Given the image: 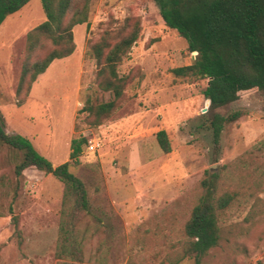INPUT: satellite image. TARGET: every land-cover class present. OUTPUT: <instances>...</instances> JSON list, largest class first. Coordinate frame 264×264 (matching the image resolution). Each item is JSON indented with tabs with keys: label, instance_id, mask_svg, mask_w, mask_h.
Returning <instances> with one entry per match:
<instances>
[{
	"label": "rangeland",
	"instance_id": "374dc122",
	"mask_svg": "<svg viewBox=\"0 0 264 264\" xmlns=\"http://www.w3.org/2000/svg\"><path fill=\"white\" fill-rule=\"evenodd\" d=\"M127 18L138 21V37L116 70L130 80L114 113L92 126L78 111L86 100L106 102L109 94L96 86L89 47ZM44 19L40 0H31L0 26V115L7 133L27 138L53 166L68 161L73 138L99 144L94 152L83 147L79 157L89 172L91 220L103 225L85 236L83 264L99 258L163 264L184 241L183 225L207 170L219 176L220 190L237 198L219 219L222 243L202 264H264V99L251 95L211 110L202 95L206 80L173 75L192 55L151 0H90L86 22L72 28V54L51 62L17 96L26 33ZM236 110L246 115L223 129L215 148L207 119ZM161 130L168 155L156 144ZM17 159L0 151V264H71L58 256L67 245L60 230L63 184L34 168L16 177Z\"/></svg>",
	"mask_w": 264,
	"mask_h": 264
},
{
	"label": "trees",
	"instance_id": "16d2710c",
	"mask_svg": "<svg viewBox=\"0 0 264 264\" xmlns=\"http://www.w3.org/2000/svg\"><path fill=\"white\" fill-rule=\"evenodd\" d=\"M30 1L0 0V26L7 16L18 12ZM89 1L40 0L45 19L26 33L17 96L28 91L51 62L72 54V28L86 22ZM151 1L157 6L163 24L186 41L187 50L192 55L189 65L172 69L173 75L192 81L206 80L202 95L211 110L251 95H260L264 99V0ZM138 32V21L127 18L118 29L103 31L89 47L96 66V86L109 94L106 102L86 100L78 111L92 126L108 119L124 96L130 77L119 75L116 69L135 43ZM245 115V112L236 110L226 115L213 113L207 119L206 126L211 131L215 148H218L223 129ZM155 140L164 155L171 152L163 130L155 134ZM87 142L83 135L73 138L68 161L53 166L27 138L7 133L0 115V151L6 148L18 158L14 175L20 177L25 169L34 168L63 184L60 230L67 245H61L58 256L64 255L71 264L84 263L82 244L85 236L103 229L100 220H91L89 172L79 161ZM78 166L81 168H78L79 173L71 171L72 167ZM199 190V198L183 225L184 241L178 248L173 247L163 264H179L184 259H190L192 264H202L224 239L219 219L236 201L237 193L220 190L219 176L210 170L205 171ZM95 262L106 263L100 258Z\"/></svg>",
	"mask_w": 264,
	"mask_h": 264
},
{
	"label": "built area",
	"instance_id": "2783aa9c",
	"mask_svg": "<svg viewBox=\"0 0 264 264\" xmlns=\"http://www.w3.org/2000/svg\"><path fill=\"white\" fill-rule=\"evenodd\" d=\"M99 144L95 140H89L86 145V151L87 152H94Z\"/></svg>",
	"mask_w": 264,
	"mask_h": 264
},
{
	"label": "crops",
	"instance_id": "0c3cea01",
	"mask_svg": "<svg viewBox=\"0 0 264 264\" xmlns=\"http://www.w3.org/2000/svg\"><path fill=\"white\" fill-rule=\"evenodd\" d=\"M2 25V24H1Z\"/></svg>",
	"mask_w": 264,
	"mask_h": 264
}]
</instances>
